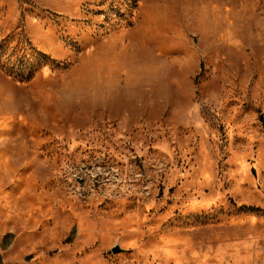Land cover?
Masks as SVG:
<instances>
[{
  "label": "rangeland",
  "instance_id": "1",
  "mask_svg": "<svg viewBox=\"0 0 264 264\" xmlns=\"http://www.w3.org/2000/svg\"><path fill=\"white\" fill-rule=\"evenodd\" d=\"M0 227L47 264H264V0H0Z\"/></svg>",
  "mask_w": 264,
  "mask_h": 264
},
{
  "label": "crops",
  "instance_id": "2",
  "mask_svg": "<svg viewBox=\"0 0 264 264\" xmlns=\"http://www.w3.org/2000/svg\"><path fill=\"white\" fill-rule=\"evenodd\" d=\"M31 254L29 245L16 231L0 227V264H47Z\"/></svg>",
  "mask_w": 264,
  "mask_h": 264
}]
</instances>
